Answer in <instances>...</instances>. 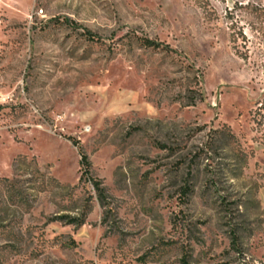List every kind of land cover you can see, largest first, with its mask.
<instances>
[{"label": "rangeland", "instance_id": "374dc122", "mask_svg": "<svg viewBox=\"0 0 264 264\" xmlns=\"http://www.w3.org/2000/svg\"><path fill=\"white\" fill-rule=\"evenodd\" d=\"M0 264H264V0H0Z\"/></svg>", "mask_w": 264, "mask_h": 264}, {"label": "trees", "instance_id": "16d2710c", "mask_svg": "<svg viewBox=\"0 0 264 264\" xmlns=\"http://www.w3.org/2000/svg\"><path fill=\"white\" fill-rule=\"evenodd\" d=\"M140 44L141 46L145 48H160V44L147 38L140 39ZM82 167H83V177L82 178H88L90 181L93 182L94 187L96 191L98 192L99 199L103 202L104 201V189L102 188V185L100 181L92 179L91 178V164L90 161L88 160V157L86 155L82 156ZM53 221H59L67 225H74L76 227H82L86 223V215H83L80 218L76 217H71V216H61L57 217Z\"/></svg>", "mask_w": 264, "mask_h": 264}, {"label": "built area", "instance_id": "2783aa9c", "mask_svg": "<svg viewBox=\"0 0 264 264\" xmlns=\"http://www.w3.org/2000/svg\"><path fill=\"white\" fill-rule=\"evenodd\" d=\"M40 14V13H39ZM41 14H42V11H41ZM32 18V17H31ZM90 129L89 128H86L85 131L88 132Z\"/></svg>", "mask_w": 264, "mask_h": 264}]
</instances>
